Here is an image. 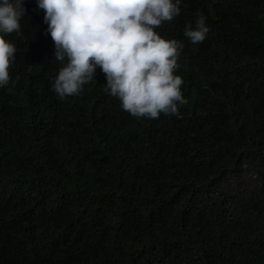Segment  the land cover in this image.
Returning <instances> with one entry per match:
<instances>
[{"label": "trees", "instance_id": "1", "mask_svg": "<svg viewBox=\"0 0 264 264\" xmlns=\"http://www.w3.org/2000/svg\"><path fill=\"white\" fill-rule=\"evenodd\" d=\"M0 88V264H264V0H183L180 115L136 118L98 68L64 100L37 0ZM204 15L210 32H184Z\"/></svg>", "mask_w": 264, "mask_h": 264}, {"label": "clouds", "instance_id": "2", "mask_svg": "<svg viewBox=\"0 0 264 264\" xmlns=\"http://www.w3.org/2000/svg\"><path fill=\"white\" fill-rule=\"evenodd\" d=\"M183 0H37L56 60L65 62L52 83L64 100L79 95L99 68L104 91L136 118L179 116L186 104L176 74L183 44L162 38L155 29L181 13ZM25 0H0V88L10 83L16 46L5 39L19 32ZM199 15L184 35L192 44L205 41L210 28Z\"/></svg>", "mask_w": 264, "mask_h": 264}]
</instances>
